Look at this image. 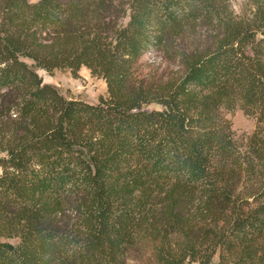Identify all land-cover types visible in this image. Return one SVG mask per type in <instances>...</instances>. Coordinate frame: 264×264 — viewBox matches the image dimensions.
Here are the masks:
<instances>
[{"label": "trees", "instance_id": "16d2710c", "mask_svg": "<svg viewBox=\"0 0 264 264\" xmlns=\"http://www.w3.org/2000/svg\"><path fill=\"white\" fill-rule=\"evenodd\" d=\"M226 1L0 0V264H264V0ZM172 45L181 77L145 88L135 62ZM82 67L96 104L37 75Z\"/></svg>", "mask_w": 264, "mask_h": 264}, {"label": "rangeland", "instance_id": "374dc122", "mask_svg": "<svg viewBox=\"0 0 264 264\" xmlns=\"http://www.w3.org/2000/svg\"><path fill=\"white\" fill-rule=\"evenodd\" d=\"M29 3H35L38 0H27ZM256 0H227L225 4V13L233 19L250 20L255 12ZM233 3L239 8V12L233 9ZM213 29L212 25L199 23L190 33L183 35L182 41L178 40L176 45L182 42L188 49H202L207 45V38ZM172 45L165 50L150 49L143 53L135 62L133 67L134 77L145 88L156 89L166 82L177 81L183 71L179 58L175 51L178 45ZM37 75L41 78L43 84H48L57 89V91L67 99H77L88 104H96L99 97L105 98V84L99 78L92 77L85 68H80L76 78L71 77L68 71H53L50 74L38 70ZM150 105L148 108H153ZM223 117L230 124V128L235 139L248 136L254 130V117L244 114L239 109L231 112L223 111ZM11 245L15 240L7 241ZM197 264V263H194ZM209 264H216V255L213 256Z\"/></svg>", "mask_w": 264, "mask_h": 264}, {"label": "clouds", "instance_id": "9594fccd", "mask_svg": "<svg viewBox=\"0 0 264 264\" xmlns=\"http://www.w3.org/2000/svg\"><path fill=\"white\" fill-rule=\"evenodd\" d=\"M233 9L237 12H239V8L237 7V5L235 3H233Z\"/></svg>", "mask_w": 264, "mask_h": 264}]
</instances>
